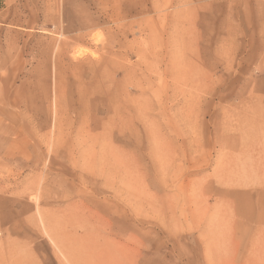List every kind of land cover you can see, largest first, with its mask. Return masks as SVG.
<instances>
[{"label":"rangeland","instance_id":"1","mask_svg":"<svg viewBox=\"0 0 264 264\" xmlns=\"http://www.w3.org/2000/svg\"><path fill=\"white\" fill-rule=\"evenodd\" d=\"M2 1L0 264H264V0Z\"/></svg>","mask_w":264,"mask_h":264},{"label":"bare ground","instance_id":"2","mask_svg":"<svg viewBox=\"0 0 264 264\" xmlns=\"http://www.w3.org/2000/svg\"><path fill=\"white\" fill-rule=\"evenodd\" d=\"M115 19H120L121 17H122V15H120V14H117V15H114L113 16ZM124 18V17H123ZM122 19V18H121ZM83 24H85L86 26L88 25V24H86V23H83ZM93 25V24H92ZM92 25H90V26H92ZM87 27H89V26H87ZM74 29V28H73ZM87 29V28H86ZM123 30V29H122ZM71 31V30H70ZM121 31V30H120ZM69 32V31H68ZM78 40H80V39H78ZM80 60V59H79ZM78 60V61H79ZM109 61H110V59L108 58V57H106L105 56V58L104 59H101V58H99V62L98 63H103V64H105V65H110V63H109ZM78 63V62H77ZM76 63V64H77ZM79 63H81V62H79ZM106 68V67H105ZM190 72V71H189ZM170 73H172V69H170L169 71H168V73H167V75L169 74L170 75ZM111 74V72H109V71H107V69L106 70H104V71H101V70H99V69H94V78H95V80L93 81V82H91L90 83V85H91V87L90 88H88V87H85V86H83V87H85V89H86V91L88 92V93H91V94H94V95H97V94H101V95H106V96H112V94H111V90L113 91V90H115L116 88L118 89L119 87H117L118 86V81L116 80V75L114 76L113 75V72H112V74ZM83 76H84V74H83ZM124 89V88H123ZM120 91V90H119ZM125 91V90H124ZM154 92V91H153ZM158 93V92H157ZM156 93V94H157ZM155 94V95H156ZM89 95V94H88ZM117 102V101H116ZM138 106V105H137ZM118 107H119V104H118ZM120 108V107H119ZM123 109V108H122ZM124 112V111H123ZM122 117V116H121ZM124 118V117H123ZM255 131H257L258 132V130L260 131V132H263L264 131V124H261V126H255ZM264 167V166H263ZM245 232V231H244ZM65 250V254H66V256L68 257V259H69V261H70V263L71 264H79L78 263V260L75 258V255H73V254H71L70 253V251L68 250V249H64ZM114 257H113V255L111 254V256H109V261H111L112 259H113ZM257 259V258H256ZM261 263V262H260Z\"/></svg>","mask_w":264,"mask_h":264},{"label":"trees","instance_id":"3","mask_svg":"<svg viewBox=\"0 0 264 264\" xmlns=\"http://www.w3.org/2000/svg\"><path fill=\"white\" fill-rule=\"evenodd\" d=\"M2 7H3V1L0 0V10L2 9Z\"/></svg>","mask_w":264,"mask_h":264}]
</instances>
